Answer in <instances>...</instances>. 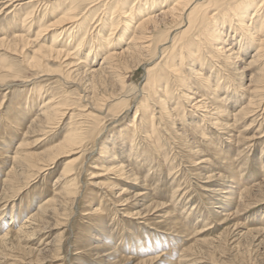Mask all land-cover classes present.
<instances>
[{"label": "rangeland", "instance_id": "rangeland-1", "mask_svg": "<svg viewBox=\"0 0 264 264\" xmlns=\"http://www.w3.org/2000/svg\"><path fill=\"white\" fill-rule=\"evenodd\" d=\"M133 1L130 0V4H133ZM141 1L143 2V0ZM22 2L24 1L0 0V39L11 38L14 34H28L29 40H37L35 28H37L38 19L33 18L37 21L32 26L30 24L23 26L20 17L29 9L25 5L14 9V5ZM98 2L100 3L99 13L106 6H103L100 0ZM60 3L63 6L60 5L61 10L70 6L69 1ZM163 3L161 1L159 6L152 9L153 13L157 15L156 18L163 17L162 11L165 6L173 4L171 2ZM223 8L224 6H221L217 8L219 11L212 10L211 14L217 13L218 15L219 12L222 14L226 10ZM52 10L54 13L51 11L46 16L38 12L37 17L41 19L44 17L43 22H54L61 15L57 9ZM96 15L98 18V14ZM95 21H92V27ZM249 23H252V20H249ZM97 24L98 21L95 26ZM161 24L165 25V22ZM60 25L47 31L46 40L43 38V40L32 41V45H28L29 47H26L22 52L21 49L11 51L3 43H0V236L9 228L14 231L18 230L22 224H26L25 231L18 232L14 236L12 234L6 240L8 244L4 252L7 255H4L5 258L0 256V264H113L118 259L120 263V255L123 257H121L120 264H264V99L261 108H256V113L250 112L247 117L227 129H222V126H211L207 117L206 121L201 120L202 114H206L203 112L204 110H216L221 105L223 109L230 110L234 114L246 107L253 99L252 89L255 86L253 79L260 70L247 65L252 54L255 53L256 47L250 46L246 51L243 47V50L241 46L252 43L248 38L242 36L241 31H235L229 25L225 26L224 36L227 46L231 48L229 52L234 51L237 57L235 64L232 65L234 68L231 74L244 76L239 91L235 88H230L226 92L221 91L217 94L218 99H216L213 92L207 91L204 80L201 82L200 79L198 81L195 77L191 78L187 82L191 90L193 89L192 95L198 100L206 101V108L196 112L197 109L190 105L191 102L185 103V107L179 110L181 113L174 115V117L176 116L174 120L166 119L165 131L159 127L158 130L161 132L153 136L152 139L146 137L150 134L137 131L134 137V142L137 140V144L134 143L129 147L121 145L122 149L117 146L114 148L111 145L112 152L115 150L116 155L118 154V162L120 161L127 171L126 177L117 180L115 195L112 194V189H108L102 184L107 181V177H111L115 181V173L104 171L100 167L99 169L91 168L90 171L86 170L89 163H92L90 162L92 157H97L98 154L97 150L92 151V148L88 147L85 152L86 158L82 157L85 160L82 161L81 158L76 164L78 170L83 171H81V175L74 176L77 177L80 186L77 188L79 195L77 193V197L72 201L67 200V203H64L63 199L59 200L62 203L59 206L55 205L58 209L55 211L58 212L56 215L50 213L42 220L34 222L29 219L42 204L56 197L57 192L62 191L64 180L67 179L59 180L58 178L63 171L64 164L70 158L80 155L69 156L64 152L62 156H60L61 154L56 156L57 153H50L56 158L45 171L29 167L23 174L21 172L18 179L16 178L11 185L6 182L15 163L13 159L18 151L24 149L25 152L36 154V161L40 160L44 163L43 160L52 157L45 151L59 143L66 134L67 121L72 119L70 118L72 115H65L62 120H59V123L52 125L53 128L44 127V125L38 124L43 105L53 98L60 101L67 98L69 103L72 101L76 103L72 107L75 111L73 118L78 120L82 117V115H78V111L83 109L82 105H91L90 101H92L93 95L106 97L112 92L119 91V84L116 81H112L113 83L109 81L104 85H99L98 89H94L93 85L99 82V78H92L85 73L87 67L89 69L95 65L94 67L98 68L104 62L102 53L105 50H97L99 49L98 45L91 38L97 32H95V28H91L90 34L83 36L87 40L78 46L69 44L65 39L66 35L59 39V43L65 42L66 48L69 47L72 55L71 60H75L79 64L77 66L76 63H72L73 67L69 65L62 68L59 64L63 62V59H60L55 62L48 61L49 65L38 68L26 61V56H31L34 48L42 43L47 44L46 41L51 35L60 32L55 31L60 29L62 26ZM170 28L173 29L174 26ZM29 29H31L30 32H28ZM104 30L106 31H101L102 35L100 34L97 40L100 41L101 37L108 36L111 32L109 27ZM128 35L123 43H115L111 48L117 52L126 48L131 34ZM81 48L82 51H80ZM87 48L90 50L87 51ZM84 54L87 55L84 56ZM84 64L85 67H82ZM123 67L121 72L124 75L126 88L128 87L127 90L131 91L127 95H131V93L133 95L131 89L134 88L136 82L140 87V84L146 81L144 80L147 77L145 65H139L137 61L130 59ZM211 68V72H214L219 67L217 65ZM196 70L203 75H208L210 68L205 65L203 72L197 67ZM68 72L74 79L64 76ZM186 72L188 73V70ZM220 73L225 74L224 77L228 76V73L223 69ZM106 74L104 73L103 76ZM224 80H220L222 86L227 83ZM237 93L240 94V97L237 96ZM230 95H233L234 99H227V96ZM140 96L141 94L137 96V99L133 98V102L136 100L133 106H136ZM40 97H42L41 101ZM261 97L264 98V89ZM258 98L259 96H254V99ZM174 102L176 100L168 99L167 101L171 110L174 107ZM79 104L80 107H78ZM120 105L123 107L122 104ZM109 107L111 108L112 105ZM134 109L135 107L117 117H112L110 113L105 115L106 128L101 136H105L109 131L130 121L134 117ZM194 112L199 117L192 121ZM81 113L79 112V114ZM217 116L215 113L212 117ZM227 120H229V124L233 121L231 118ZM223 122L226 121L222 120L221 123ZM139 125L143 126L141 123ZM200 125L203 127V131L199 130ZM156 138L160 144H155L158 142L155 140ZM20 141L25 143L24 147L19 148ZM157 144L159 152H156L154 148ZM131 148L133 150L130 152ZM143 152L148 154H143ZM91 171L95 173L92 175ZM232 171L237 173L236 177L232 176L234 173ZM27 177L29 178L27 179ZM97 183H101V185ZM231 186H236L237 191L235 197L231 199L234 202L228 201L227 197ZM121 187L127 191L121 193ZM102 191L108 192L111 198V201L102 203L103 207L108 210L106 221L109 228L107 233L98 231L96 226L93 227L94 225L89 223L87 215H84L85 206L90 204V195L95 192L103 193ZM138 192H145L147 198L141 200L140 197L135 196ZM242 195L245 196L244 203L240 204L237 214H232L239 205L236 203L241 201L240 196ZM121 197L128 198L129 206H120L121 203L118 200ZM119 209L121 212L118 211ZM131 211L142 212L141 217L134 218L132 213H128ZM172 212L174 217L178 216L174 221L184 225L182 232L168 229V225L173 222L170 218ZM31 222L32 226L29 225ZM134 234L138 236H134ZM149 234L151 235L149 236ZM106 237L108 238L106 239ZM150 242L154 246L150 247ZM152 257L156 258L152 260ZM144 260L146 262H143Z\"/></svg>", "mask_w": 264, "mask_h": 264}, {"label": "bare ground", "instance_id": "bare-ground-1", "mask_svg": "<svg viewBox=\"0 0 264 264\" xmlns=\"http://www.w3.org/2000/svg\"><path fill=\"white\" fill-rule=\"evenodd\" d=\"M13 1H24L22 3H17L16 5H14V9H18L24 5L29 9L26 10L23 16L21 15H20L21 17L19 16L21 18L23 26H27L29 24L32 26L33 23H36L37 21L36 19H38L37 21L38 25L37 28H35L36 31L34 30L36 32L35 38L37 40L40 39L43 40V38H45V35H47L48 30H52L54 27H57L56 25L59 24L62 25V26L60 25L61 27L59 30L57 29L55 30L60 32L51 35L48 41H46L47 44L45 43L40 44L38 42L40 45L34 48L33 54H31V56L30 55L26 56L27 58L25 59L26 61H28L29 64H32L34 67L43 68L47 66L48 61L55 62L57 60L63 59V62H60L59 64L62 68L69 65L73 67L74 64L72 63H76V66L79 65L77 62H75V60H71L72 58V55L70 53L71 50L68 49L69 47L66 48L67 46L64 45L65 42L59 43V39L61 36L66 35L65 36L66 38L65 37L64 38L66 39L67 42H69V44H75L76 46H78L79 44L87 40L86 37L84 38L83 36L86 34L87 35L90 34L91 28H95V32L96 31L97 32L93 34L91 38L95 40V44L98 45L97 47L99 49L97 50L100 51L105 50L102 53L104 54L103 56L104 62L98 68L94 67L95 65H92V68L90 67L89 69L87 67L85 69V73L92 78L95 77L99 78L98 79L99 82L94 83L95 85H93L94 89H98L99 85H104L109 81L110 82L116 81L119 84L118 92H112L110 95H107L106 97L104 96L97 97L93 95V99L92 101H90L91 105H89L90 103L88 104L89 106H85L81 104L82 105L81 107L83 109L78 111V115H82V117H80V119L78 120H75L73 118L75 115V111L73 110L72 107L76 105L75 102L72 101L69 103V101H67V98L62 99L61 101L56 100L55 98L50 99L48 102L45 101L46 103L43 105V109L38 124L44 125V127L47 126L53 128L52 125L59 123L60 122L59 120H62V118L65 115L68 114L72 115L71 117L69 116L72 119L67 121L66 134H64L62 140L59 141V143L48 148L47 151L44 150L45 153H47V155L48 153L49 154L57 153L56 156H58L59 154H61L60 156H62V153L64 152L68 153L69 156L74 154L77 155L80 154V155L74 158H70L65 162L63 171L61 172V174L59 175L60 177L58 178L59 180L67 179L64 180L65 182L63 184L64 186L62 188V191L57 192L56 197L49 199L47 202L42 204L39 207L38 211L32 216H30L29 219H31L32 222L38 221L39 219L42 220L43 217L45 218V216L49 215L50 213L51 214L55 213L56 215V213L58 212L55 211H57L58 209L56 208L55 205L59 206L62 203L60 202L61 199L64 200L63 201L64 203H67L69 200L72 201L75 197H77V193L79 195V191L77 189L79 184L77 181V177L75 178L74 176L81 175L83 171L82 170L79 171L78 168L76 167V164L78 163L79 160H81L82 157L86 158L87 155L85 154V152L87 151L88 147L92 148V151L97 150L98 154L97 157H92L90 161L92 163H89L86 170L90 171L91 168L99 169L100 167L104 171H109L113 174L115 173L114 174L115 177L114 179H116L115 181H113L111 177L110 178L107 177V181L103 182L102 184H104V186L107 187L108 189H112V194L114 193L116 194V192H114L115 187L118 185L116 182L117 180H121L122 179L121 177H126L127 171L125 166L121 165L120 161L118 162V158H117L118 154L116 155L117 152L115 153V150L112 152L111 145L114 146V148L117 146V148H121V149L123 148L121 147V145L122 146L125 145L128 147L129 145L133 146V144L136 143L137 141L135 140L134 142L135 139L134 137L136 136L137 131L139 133L144 132L150 134L146 137L152 139L153 136L161 132L158 130L159 127L160 129L165 131L166 119L174 120L176 117V116L174 117V115L181 113L179 112V110L185 107L184 106L185 103L191 102L190 105L196 107L197 109L196 112L202 111L203 108H206L207 107L205 105L206 101L202 99L198 100L193 97L192 95L193 89L191 90V87L190 85H188L187 82L188 80H191V78L195 77L197 78L198 81L200 79L201 82L204 80V82L206 83L205 87L208 89L207 91H211V93L213 92L216 95L215 96L216 99H218L217 94L220 93L221 91L226 92L229 91L230 88H235L237 91H239L244 76L242 77L235 73L231 74V72H233L232 69L234 68V66L232 67V65L235 64V59L237 57L235 56V52L233 51L234 49L232 50L233 52H229L231 51V48H229L230 46L229 47L227 46L228 44L224 36L226 33L225 31L226 25H229V27L233 28L235 31L236 30L241 31L242 36L250 40V43L252 44H244L243 46H241L242 48L243 47L245 48V51L246 49L250 48V46L256 47L255 48L256 50L254 49L255 53L252 54L253 56L247 65L250 68L254 67V69L260 70L259 72L256 73L255 78L253 77L254 78L253 80L255 81L254 84L255 86L253 87L252 91L255 94L253 93V99L250 100V103L247 106L245 105L246 107L241 108L238 112L234 114H232L230 110L223 109L221 105H219L218 108H216V110L214 109L204 110L203 112H206V114H202L203 118H201V120L203 119L205 120V118L207 117L209 122H211V126L213 127L222 126V129H227L229 126H234L235 125L234 123H237L241 119L247 117V115L250 112L252 113L255 112L256 108L260 109L263 104L264 98L261 97V95L263 94V89H264V0H143V2L141 0H134L133 4L132 3L130 4V0H100L101 4L103 6H106V8H104L106 10L103 9L102 12L100 10L99 13L98 10L100 3L98 2V0H63V1L13 0ZM65 1H69L70 6L65 7L63 10H61L60 7L62 6L61 5L62 3L60 2H65ZM161 1H163L165 4L167 2L168 3L171 2L173 4L166 5L165 9H163L162 11L163 17H160L158 15L159 18H156L157 15L153 13L154 11H152V9H154L155 6L156 7L159 6ZM221 6H224L223 9L226 8V10L223 11L222 14H220V12L218 13V15L217 13L211 14L212 10L219 11L217 8H220ZM52 9H57V11L60 12L59 14L61 15L54 22H50V21H48V23L43 22L42 19H44V17L42 19L37 17L38 12L42 13L43 16H46L47 13H51V11L53 12ZM96 14H98V18ZM95 19L97 20L95 21ZM249 20H252V23H249ZM92 21H95V24L98 21V24L96 26L95 24H93L94 26L92 27L91 24ZM163 22H165V25L161 24ZM104 26L105 28H103ZM171 26H174V28L171 29L170 28ZM106 27H109V30L111 32L108 34V36L104 35L105 37H101L100 41L99 39L97 40V37H100L101 31H106L104 30L106 29ZM30 30L31 29H29L28 32H30ZM128 34H131L128 42V46L122 49L120 52L114 51L111 48V46L114 45L115 43L118 44V42L123 43V41L127 38V36H129ZM27 35L14 34V36H12L11 38L0 39V43H3V45L6 46V48L11 49V51L12 50L17 51L18 49H21L22 52L26 47H29L28 45L31 46L32 41H34V40H29V37H27ZM5 37H7V35H5ZM82 50L83 49L81 48L80 51ZM89 50L90 48H87V51ZM85 55L87 54H84V56ZM130 59H134L135 61H137V63H139V65L140 64L145 65L144 69H146V75H147V77L144 79L146 81L143 84H140V87H138L139 84L137 82L135 86L133 85L134 88L131 89L133 95L132 93L131 95L130 94L127 95V93H129L130 90H127L128 87L126 88L127 85L125 83L124 75L121 72V69L124 68L123 66H125L126 62L127 61L129 62ZM85 64L87 63L85 62ZM85 64L82 65V67H85ZM198 65L200 66L198 67ZM205 65L210 68L208 75L207 74L203 75V73L198 72V70H196L197 67L200 69V71L203 72ZM217 65L219 68H217V70H215L214 72L213 71L211 72L212 69L211 67H215ZM221 69H223L228 73L227 77H224L225 74L223 75L220 73ZM123 70L125 71V69ZM187 70L188 73L186 72ZM104 73H107L106 76H103ZM64 76H66V78L68 77V79L70 78L74 79V77L71 76L70 72L64 74ZM221 79H225L224 81L227 82L224 86H222L220 83ZM185 89L189 92L188 93L187 91L185 92L184 91ZM244 89L246 90L245 87ZM139 94H141V96L137 100L136 106H133V103L135 104L136 101L134 100L133 102V98L135 97V99H137V96ZM175 94L176 95L178 94V96H176ZM237 96L240 97V94L237 93ZM254 96L256 97L259 96V98L254 99ZM233 97H234L233 95H230L227 96V99H231ZM41 98L42 97H40V101ZM168 99H171L173 101L176 100V102H174L173 104L174 107H172V110L170 109L171 107L168 106L167 103ZM193 101L195 102L192 103ZM119 104H122L123 107L121 105L119 106ZM110 105H112L111 108L109 107ZM78 107H80V104L78 105ZM134 107H135L134 109L135 114L130 121H128L126 124L118 127L115 130L113 129L109 131L105 136H101L102 133L104 132V129L106 128L105 117L107 116V114L110 113L112 117L115 116L117 117L125 113L126 111L133 109ZM79 112L82 113L79 114ZM196 112H194L195 114L194 116H192L193 117L192 121H195L194 119L196 117H199ZM215 113L218 116L213 118L212 116ZM229 118L233 120L232 123L230 124L228 123L229 120H227ZM158 120L159 123H157ZM222 120L226 121L223 123H228V124L221 123ZM184 121L186 120L184 119ZM140 123L143 126L139 125ZM190 123L192 124L193 122ZM199 130L203 131V127L202 126L199 127ZM6 136L9 137L8 135ZM155 140L158 141V142L154 141L155 144L159 143L158 138H156ZM212 141L214 143V140ZM24 146L25 143L20 141L19 148ZM132 148L130 149V152L131 150H133ZM149 148L151 147L149 146ZM154 148L156 149V152L157 151L159 152L158 144L154 146ZM143 154L146 153L143 152ZM35 155L36 154L30 152H25L24 149L18 151V154H16V156L13 159L15 160V163L12 166L11 172L6 179V182H9V185L14 183V180H16V178L21 174V172L23 174V172L27 171L26 169L29 167H35L37 169H40V171L42 172L45 171V169H47L49 166H51L54 163L56 158V156L53 157L52 154H50V156L52 157H49V159L47 158L46 160H43V158H41V160L45 161L43 163L40 160H39L40 162L36 161ZM84 158H82V161L85 160ZM92 173L95 172L91 171L90 174ZM235 174L237 173L234 172L232 176L236 177ZM28 178L29 177H27V179ZM97 184L101 185V183H97ZM235 187L236 186H231L229 188V191L227 193L228 196L226 195L228 197V201L235 197L237 192ZM126 191L127 189L121 187V193H124ZM102 192L103 193L95 192L90 195L89 197L90 204L88 203L85 206L84 215H87L86 217L88 218L89 223L91 225H94L93 227L96 226L95 228L98 229V231H100L101 233L103 232L107 233V230L109 228L106 221L108 210L105 207H103L102 203L103 201L106 202H109V200L111 201V198L108 192L106 191H102ZM145 194H146L145 192L142 193L138 192L135 194V196H138L140 197L141 200H144L147 198ZM240 197H241L240 199L241 201H237V203L235 202L236 204L239 205L236 207V209L233 211L232 214H237V212H239L238 208L240 207V204L244 203L243 198L245 196L242 195ZM118 202L121 203L120 206L122 205L129 206L127 197L126 198L121 197L118 200ZM232 202H234V200ZM93 203L95 204L93 205ZM118 211L121 212L120 209ZM128 213H132L133 214L132 216L134 218L135 217L138 218L141 217L142 212L140 213L138 211L137 212L131 211ZM170 218L172 219L173 222L168 225L169 226L168 229L176 232H182V230H184V225L174 221L175 219L178 218V216L174 217V214L172 212L170 213ZM32 222L29 223V225L33 224ZM24 227L26 228V224H22L18 230H14V231L11 230L12 228H9L7 232H5L0 236V256L5 258L4 255H7V253H5L4 250L8 244L6 240L9 238V236H11L12 234L14 236L17 235L18 232H23V230L25 229ZM89 234H91L90 231ZM150 235L151 234H149V236ZM134 236H138V235L134 234ZM107 238L108 237H106V239ZM151 242L149 243L150 247L154 246L153 245L154 242L153 244H151ZM145 243H147V240L146 242H144V244ZM121 257L122 256L120 255V259H121L120 263L122 262V258H123ZM155 258L156 257L154 258L152 257L151 259L154 260ZM118 260L113 262V264H120ZM143 262L146 261L144 260Z\"/></svg>", "mask_w": 264, "mask_h": 264}]
</instances>
